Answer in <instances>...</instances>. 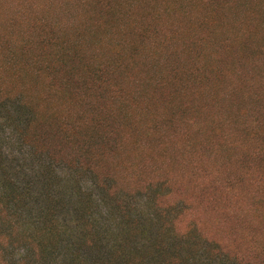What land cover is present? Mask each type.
<instances>
[{
    "label": "rangeland",
    "instance_id": "374dc122",
    "mask_svg": "<svg viewBox=\"0 0 264 264\" xmlns=\"http://www.w3.org/2000/svg\"><path fill=\"white\" fill-rule=\"evenodd\" d=\"M86 1L0 0V264H264V0H108L124 14L107 23ZM58 31L96 61L123 52L135 63L115 83L143 90L114 116L100 186L44 120L74 101L22 64L21 42ZM38 114L48 139L34 149L22 131ZM76 221L90 246L73 242Z\"/></svg>",
    "mask_w": 264,
    "mask_h": 264
},
{
    "label": "trees",
    "instance_id": "16d2710c",
    "mask_svg": "<svg viewBox=\"0 0 264 264\" xmlns=\"http://www.w3.org/2000/svg\"><path fill=\"white\" fill-rule=\"evenodd\" d=\"M79 1L82 6L89 5L86 0ZM116 1L118 0H113V2ZM119 1L132 7L138 4L144 5L147 2V0ZM114 4H111L108 0H100L98 5L94 7L95 9H106L103 15V17H109L106 23L113 14H117L115 11H120V14H118L120 15L119 20L123 18L124 13L121 12L123 6L119 4L118 8L115 9ZM213 9L215 7L211 4L209 15ZM87 25L89 28L91 27L88 20ZM50 29L54 30V26ZM109 29L111 28L109 27ZM84 35V33L79 32L78 38L81 39ZM41 39L42 41H37L36 44L29 42V39L25 43H20L22 47L20 51L22 64L28 66L29 74L33 75L31 81L34 80L36 85L46 82L48 92L61 94V97L69 98L70 102L74 101L73 104H69L70 110L48 114L44 120L53 123L55 129L58 128L69 143H75V149L82 151V154H78L76 150L78 155L70 159V161L73 160L76 163L65 159L66 156L61 155L60 152H57L56 156H62L63 158H54L57 160L65 159L67 160L65 162L72 166L76 164L82 170L93 175L97 179L98 185L106 181L107 178L113 180V176L108 170V164L110 160L113 161L115 158L111 156L110 151L118 148L114 138L117 129V121L114 116H121L122 109L128 108L129 104L137 103L139 101L137 97L143 92V90H129L127 87H123L122 84L115 83V80L121 72L124 73L130 65H134L135 61L126 62V56L121 51L119 53L108 52V55L103 59L96 61L95 56L88 57L86 54V51H95L91 50L93 47L82 49L81 42H77L69 36H64L60 31L53 32L48 39L47 37ZM193 73L197 77L199 70L195 69ZM28 75H26V78H28ZM13 76L16 81L23 79L18 70L14 71ZM180 82L182 81L180 80ZM19 104L25 109L32 110L30 103L25 100L19 101ZM183 108L184 113H186L188 108ZM40 121L39 114L36 117L31 116L26 121L22 131L23 141L34 149H37L42 143L45 146L48 139L47 136L43 137L38 132ZM88 128H92L94 134L87 137ZM119 128H121V125H119ZM109 192L118 191L111 188ZM45 215H48L47 219L51 213H45ZM50 217L55 218L54 216ZM43 218L45 217L43 216ZM52 218H49L51 222L46 220L43 225L42 230L46 234H52V230L56 228ZM56 226L58 227L57 224ZM74 229L76 231L73 242H76V237L85 246H90L92 242L96 241L94 231L90 227L81 225L76 221ZM106 262L114 264L110 259Z\"/></svg>",
    "mask_w": 264,
    "mask_h": 264
}]
</instances>
